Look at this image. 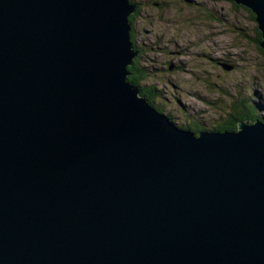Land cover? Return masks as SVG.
Returning <instances> with one entry per match:
<instances>
[{"label": "water", "instance_id": "95a60500", "mask_svg": "<svg viewBox=\"0 0 264 264\" xmlns=\"http://www.w3.org/2000/svg\"><path fill=\"white\" fill-rule=\"evenodd\" d=\"M134 12L0 0V264H264V124L174 126L127 80Z\"/></svg>", "mask_w": 264, "mask_h": 264}, {"label": "rangeland", "instance_id": "374dc122", "mask_svg": "<svg viewBox=\"0 0 264 264\" xmlns=\"http://www.w3.org/2000/svg\"><path fill=\"white\" fill-rule=\"evenodd\" d=\"M130 4L136 63L148 79L141 76V86L156 88L154 104L174 126L214 132L238 101L264 122V54L254 43L256 23L247 8L233 0Z\"/></svg>", "mask_w": 264, "mask_h": 264}, {"label": "trees", "instance_id": "16d2710c", "mask_svg": "<svg viewBox=\"0 0 264 264\" xmlns=\"http://www.w3.org/2000/svg\"><path fill=\"white\" fill-rule=\"evenodd\" d=\"M134 0H129L130 3H133ZM253 19V21H255V16L254 14L247 9ZM133 17L130 16L129 18V22H132ZM256 22V21H255ZM254 39V43H256V45L258 46L259 50H261V52L264 54V51L262 50V48L260 47V42H261V38H262V34L261 32L258 30L257 24L255 26V36L253 37ZM131 42L133 44L134 49L140 53V50L138 49V46H136L135 41L132 37L131 34ZM138 58H140L139 54L137 56V58L133 61V65L128 67V82L132 83L139 91H140V95L145 97L146 99H148L150 105H152L158 112L162 113L163 110L161 108L156 107V105L154 104L155 99L159 98V92L156 90L155 87H143L141 86V82H143V79L141 78V76L144 75V79H146V74H143V70L142 68H140L139 65H137V60H139ZM149 73V72H148ZM148 79H146L147 81ZM251 112V113H250ZM254 112V114L256 115V110L255 108H252L251 110H249V106L247 105V102H237L236 105L234 106V109L230 110L229 113L226 114V118L224 121H222L217 127L214 128V132L218 131L221 133H225V132H229V133H234L237 131V126L238 123L241 122H245V121H250L255 122L258 119H260V121H263L262 118H260L258 115H256V117H253L252 113ZM169 120L173 122V120L171 119V117H169ZM201 127H199L198 125H192L190 127H187L186 130H191L193 132H199L201 131L200 129Z\"/></svg>", "mask_w": 264, "mask_h": 264}, {"label": "bare ground", "instance_id": "6f19581e", "mask_svg": "<svg viewBox=\"0 0 264 264\" xmlns=\"http://www.w3.org/2000/svg\"><path fill=\"white\" fill-rule=\"evenodd\" d=\"M260 122H262L263 124H264V122L263 121H260ZM239 124V123H238ZM238 128V127H237ZM238 131V130H237Z\"/></svg>", "mask_w": 264, "mask_h": 264}]
</instances>
